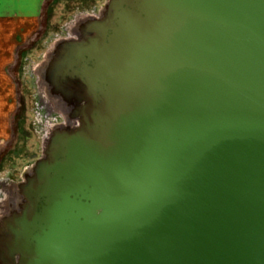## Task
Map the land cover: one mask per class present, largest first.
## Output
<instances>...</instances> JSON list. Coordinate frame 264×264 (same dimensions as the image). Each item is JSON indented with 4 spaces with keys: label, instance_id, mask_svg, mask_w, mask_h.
Wrapping results in <instances>:
<instances>
[{
    "label": "water",
    "instance_id": "water-1",
    "mask_svg": "<svg viewBox=\"0 0 264 264\" xmlns=\"http://www.w3.org/2000/svg\"><path fill=\"white\" fill-rule=\"evenodd\" d=\"M44 63L0 264H264V0H108Z\"/></svg>",
    "mask_w": 264,
    "mask_h": 264
},
{
    "label": "rangeland",
    "instance_id": "rangeland-1",
    "mask_svg": "<svg viewBox=\"0 0 264 264\" xmlns=\"http://www.w3.org/2000/svg\"><path fill=\"white\" fill-rule=\"evenodd\" d=\"M107 1L49 0L37 30L24 36L23 46L18 50L20 59L9 70L12 74L8 98L15 113L9 114V136L0 142L1 206L5 205L8 191L15 190L27 170L43 156L44 139L50 129L66 124L64 117L47 103L41 82V70L48 53L55 42L71 37V28L79 18L99 15Z\"/></svg>",
    "mask_w": 264,
    "mask_h": 264
},
{
    "label": "crops",
    "instance_id": "crops-1",
    "mask_svg": "<svg viewBox=\"0 0 264 264\" xmlns=\"http://www.w3.org/2000/svg\"><path fill=\"white\" fill-rule=\"evenodd\" d=\"M48 1L0 0V142L9 136V114L15 113L8 98L11 96L10 67L17 65L24 36L37 30Z\"/></svg>",
    "mask_w": 264,
    "mask_h": 264
},
{
    "label": "bare ground",
    "instance_id": "bare-ground-1",
    "mask_svg": "<svg viewBox=\"0 0 264 264\" xmlns=\"http://www.w3.org/2000/svg\"><path fill=\"white\" fill-rule=\"evenodd\" d=\"M69 34H70V33H69ZM41 97H42V96H41ZM48 100L50 101V99H48ZM64 119H65V118H64ZM52 124H53V123H52ZM9 187H10V186H9ZM12 191H13V190H12ZM2 206H3V205H2ZM2 206L0 205V210H1V207H2ZM1 212H3V211L1 210ZM1 215H3V214L0 213V216H1Z\"/></svg>",
    "mask_w": 264,
    "mask_h": 264
}]
</instances>
